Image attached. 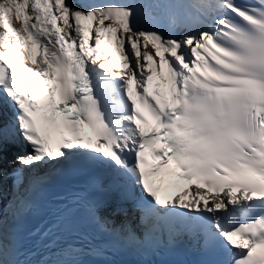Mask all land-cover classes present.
<instances>
[{"label": "snow or ice", "instance_id": "6c2138e0", "mask_svg": "<svg viewBox=\"0 0 264 264\" xmlns=\"http://www.w3.org/2000/svg\"><path fill=\"white\" fill-rule=\"evenodd\" d=\"M8 145L17 193L89 180L44 255L14 226L34 201L0 209V264L181 237L201 264H264V0H0V162Z\"/></svg>", "mask_w": 264, "mask_h": 264}, {"label": "bare ground", "instance_id": "6f19581e", "mask_svg": "<svg viewBox=\"0 0 264 264\" xmlns=\"http://www.w3.org/2000/svg\"><path fill=\"white\" fill-rule=\"evenodd\" d=\"M5 201H7L6 198H4V199L2 200V203H1V207H0V209H1L2 207H3L2 209H5V210L9 209V206L4 205Z\"/></svg>", "mask_w": 264, "mask_h": 264}]
</instances>
